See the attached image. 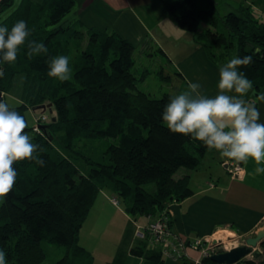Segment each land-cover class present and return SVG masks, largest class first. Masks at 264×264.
<instances>
[{"label":"trees","instance_id":"trees-1","mask_svg":"<svg viewBox=\"0 0 264 264\" xmlns=\"http://www.w3.org/2000/svg\"><path fill=\"white\" fill-rule=\"evenodd\" d=\"M157 1L180 28L195 35L212 62L231 61L232 68L224 72L225 88L235 101L248 88L254 97L259 94L264 86V21L250 4L242 0L236 10L220 14L214 0L202 8L195 0ZM74 4L21 0L3 16L14 0H0L3 96L22 77L21 102L8 107L23 125L24 111L46 101L56 113L44 135L26 127L0 151V256L9 264H43L42 241L66 247L53 264H81L84 257L91 264L92 254L79 243V232L101 190L116 193L135 217L167 213L170 202L192 193L190 173L178 178L174 173L180 167L197 169L226 135L204 118L206 108L198 98L177 111L172 94L156 97L141 89L139 81L148 70L135 73L134 46L128 39L109 30L63 24ZM83 33L86 44L60 70L59 62L70 56ZM68 68L71 73L62 75ZM214 101L226 103L223 96ZM107 137L117 142L107 145L102 161L85 156L86 169L73 159L77 139ZM168 226L172 229L171 217ZM138 240L130 251L142 257L141 264H164L160 246H147V233ZM260 247L259 256L233 264H264V240ZM192 264L217 263L203 257Z\"/></svg>","mask_w":264,"mask_h":264},{"label":"crops","instance_id":"crops-1","mask_svg":"<svg viewBox=\"0 0 264 264\" xmlns=\"http://www.w3.org/2000/svg\"><path fill=\"white\" fill-rule=\"evenodd\" d=\"M77 1L78 19L74 22L113 31L128 39L134 49L144 45H149L152 50L155 47L160 49L170 60L177 75L182 78V86L203 102L206 114L211 117L210 121L225 130L226 135L221 146L209 151L207 158V153L204 155V159L209 163L208 170L190 173L189 185L192 193L168 204L172 230L187 243L197 236L212 237L216 232L223 230L236 233L242 238L264 230V86L256 97L252 88H248L243 97L235 101L234 95L225 88V70L221 63L212 62L204 47L196 41L195 35L180 28L167 16L162 6L156 4V0ZM240 1L242 0H231V4H237L234 6L236 8ZM243 1L250 4L256 16L264 21V0H255L252 3L251 0ZM225 4L233 7L228 2ZM161 22H165L172 31H165ZM150 54L153 55V52ZM144 79L139 81V87L153 95L145 89ZM219 96H223L226 103L220 105L214 101V98ZM239 107V113H234L232 109ZM226 152L228 159L241 162L242 171L238 176L226 170ZM196 175L198 177L194 178ZM95 202L86 219L93 216ZM94 216L97 217L96 213ZM142 218L143 220L138 222L135 219L136 224L133 226L136 231L137 226H140L141 230L146 226L147 218ZM137 237L138 235L133 237L123 251L119 244H115L118 249L115 257H112L110 243L103 245L101 241H93L89 237L92 242L88 245L79 232V242L81 238L83 244L89 246L85 249L92 254L91 264H141L142 257L130 251V247L138 242L139 238L143 239ZM258 248L261 250L260 245ZM193 250L187 245L184 256L164 257V264H183L182 258L187 261L199 258V253ZM94 252L98 259L95 258Z\"/></svg>","mask_w":264,"mask_h":264},{"label":"rangeland","instance_id":"rangeland-1","mask_svg":"<svg viewBox=\"0 0 264 264\" xmlns=\"http://www.w3.org/2000/svg\"><path fill=\"white\" fill-rule=\"evenodd\" d=\"M21 0H14V5L12 8H10L8 11H6L3 16L10 12L12 9H14ZM33 2H41L42 0H32ZM197 7H207V0H195ZM216 3L218 2V11L220 14H225L229 11H234L236 8L231 4V0H214ZM158 6H162L159 1H155ZM229 3L233 7H230L226 5L225 3ZM78 4V1L75 0L74 7L71 9V11L65 15L63 18V24H71L74 26V28L85 29V26L78 24L75 25L74 21L77 20V14H76V5ZM163 10L164 7H161ZM168 14V15H167ZM167 16H169L172 20V16L167 12ZM163 28L165 31H172L171 28L165 23L161 22ZM84 36L82 38H79L77 46H73L74 49L72 50L70 56L64 60V62H59V69L61 70L63 67V64L67 66L68 63L72 62L76 53L79 51L81 47H83L86 44V34L83 33ZM150 46L147 45V47L144 45L140 48H135L133 51V56L135 60V64L133 66V69L136 74L141 75L146 69L148 70L143 85L145 86V89H148L153 95H156V97L161 96L163 93H170L173 96V104L172 107L176 109L177 111H184L188 106L194 103L196 100V96L191 93L189 89H186V87L182 86V78H180L177 73L175 72L173 66L170 63V60L161 53V50L155 49L152 50V48H149ZM153 52V55L150 54ZM229 59L233 57V53L229 55ZM222 68L225 70L232 68V63L229 60H226L225 63H221ZM223 70V71H224ZM71 73V70L68 68L67 70L64 69L63 72H61L62 75H66ZM223 81L225 82V76L223 72ZM14 87L12 91L5 93L3 96L4 102L8 106H14L18 105L21 102V91H22V77L17 76L15 78ZM140 84V83H139ZM141 84V87L143 86ZM49 101H46L43 104H48ZM52 111H49V107L47 106L45 110L43 109H36L33 110L31 108H28L24 111V125L28 128H32L33 130L31 132V129L29 132H40L41 134H45L41 129H39V124H47L50 121H52L53 115H55V110L53 106L51 107ZM234 113H239L241 108L232 109ZM206 120L210 121L211 117L209 118L208 115L204 117ZM227 129V128H226ZM28 132V133H29ZM117 139L112 137H107L105 139H90V138H80L75 141V152L72 155L74 160L80 165L81 168L88 169L89 165L86 163L85 156H89L93 158L96 161H102L104 156V151L108 144L110 143H116ZM2 150V147H0V151ZM3 151V150H2ZM209 152L206 154V157L208 156ZM209 163L206 161V159H202V162L200 166L195 170H188L187 168L180 167L175 173L174 177L178 178L184 173H193L202 172L203 170H208ZM196 175L194 178H197ZM112 197H116L118 200L117 204H114L111 200ZM95 207L92 211V217H89V219H85L83 226L80 230V235L84 236V239L88 242V245L91 240L89 241V237L93 239V241H96V239L101 243H110L111 252L113 253L112 257H115L117 253V246L115 244H119V247L121 246L122 251L126 250V244L133 240L136 234L135 225L136 222L142 221L143 218L141 215H137V218L135 216L129 214L125 210V204L124 202L117 196L116 193H114L112 190L109 189H103L101 190L95 200ZM96 213L97 217L94 216ZM89 214V213H88ZM105 217V218H104ZM135 219L137 220L135 222ZM134 225V226H133ZM133 227L135 230H133ZM222 234H225V238H223V243H220L217 245L219 248H223V245L227 246L229 243H235L241 245L245 242L242 239V236H239L237 234H230L227 235V231H218L213 235V238H221ZM134 235V236H133ZM221 235V236H220ZM234 235V236H233ZM139 237V236H138ZM137 237V238H138ZM95 238V239H94ZM84 248L87 249L89 246L86 244V246L83 244L81 238L79 242ZM86 243V242H85ZM105 245V244H103ZM42 248L45 252V259L43 261V264H53L55 261L60 259L62 256L66 253V247L61 244L51 243L49 241H42ZM261 248V247H260ZM86 249V251H88ZM194 251V250H193ZM89 254H91L90 251H88ZM196 252V251H195ZM198 253V252H196ZM95 258L98 259V256L95 254ZM103 255V254H102ZM249 258H253L251 255L247 256ZM255 258V257H254ZM185 259V258H184ZM187 263H190L191 261L185 260ZM81 264H87V259L84 257V259L80 262ZM0 264H9L6 260H3L2 256H0Z\"/></svg>","mask_w":264,"mask_h":264},{"label":"built area","instance_id":"built-area-1","mask_svg":"<svg viewBox=\"0 0 264 264\" xmlns=\"http://www.w3.org/2000/svg\"><path fill=\"white\" fill-rule=\"evenodd\" d=\"M224 165L226 170L234 176H238L242 171V164L239 160L227 158L224 160ZM111 200L114 204L118 203L116 197H112ZM170 217L171 214L169 206L167 205V213H162L158 216H153L152 214L146 215L147 223L144 230H141L140 226H137L138 230L136 232L139 237H145V234L147 233V235H149L148 244L150 246L153 244L159 245L165 258H180L184 256V250L187 245L199 253V258L192 260L187 264L199 263L203 257H209L214 252L226 251L230 249L226 248L225 245H223V248L217 247L218 244L223 243V238H213V236H197L193 238L190 243H187L185 239L175 233L168 226V220ZM230 233L236 234L233 232ZM242 239L244 240V238ZM238 245L239 244H235L232 247Z\"/></svg>","mask_w":264,"mask_h":264},{"label":"water","instance_id":"water-1","mask_svg":"<svg viewBox=\"0 0 264 264\" xmlns=\"http://www.w3.org/2000/svg\"><path fill=\"white\" fill-rule=\"evenodd\" d=\"M2 98H3V92L0 90V113L2 111V108L8 109L5 102L2 100ZM47 106L49 107V111H52L51 103L36 105V106H33L32 109L36 110L40 108V109L45 110ZM18 120H20L19 116H18ZM52 120L55 121L56 116L53 115ZM7 125H8V122L4 125L2 132H5L7 130L6 129ZM21 125H22V129H26V126H24L22 123ZM38 127L44 133H46L48 130L47 124H39ZM225 156L226 158L228 157L227 152L225 153ZM263 240H264V230L257 232L253 236L246 237L244 244L234 246L226 251L214 252L209 256V258L217 264H233L239 259L245 256H248V255H251L252 257H257L261 253V250L258 248V245H260V243Z\"/></svg>","mask_w":264,"mask_h":264},{"label":"flooded vegetation","instance_id":"flooded-vegetation-1","mask_svg":"<svg viewBox=\"0 0 264 264\" xmlns=\"http://www.w3.org/2000/svg\"><path fill=\"white\" fill-rule=\"evenodd\" d=\"M6 106L8 109L2 108V111L0 113V147H2V149H7L8 147H10L14 143L17 135L23 132L21 125L22 121L18 120L17 114L13 112L7 104ZM7 122V130L5 132H2V129Z\"/></svg>","mask_w":264,"mask_h":264},{"label":"bare ground","instance_id":"bare-ground-1","mask_svg":"<svg viewBox=\"0 0 264 264\" xmlns=\"http://www.w3.org/2000/svg\"><path fill=\"white\" fill-rule=\"evenodd\" d=\"M223 231H225V230H223ZM230 234H232V233H230L229 231H227V235H229L230 236ZM223 235H225V234H222V237L221 238H225V236H223ZM221 236V235H220ZM233 245H235V243H229V244H227V246H226V248H231Z\"/></svg>","mask_w":264,"mask_h":264}]
</instances>
